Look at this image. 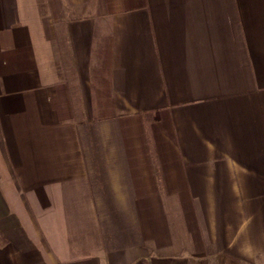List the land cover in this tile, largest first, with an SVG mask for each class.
Instances as JSON below:
<instances>
[{
    "label": "crops",
    "instance_id": "obj_1",
    "mask_svg": "<svg viewBox=\"0 0 264 264\" xmlns=\"http://www.w3.org/2000/svg\"><path fill=\"white\" fill-rule=\"evenodd\" d=\"M264 264V0H0V264Z\"/></svg>",
    "mask_w": 264,
    "mask_h": 264
},
{
    "label": "trees",
    "instance_id": "obj_2",
    "mask_svg": "<svg viewBox=\"0 0 264 264\" xmlns=\"http://www.w3.org/2000/svg\"><path fill=\"white\" fill-rule=\"evenodd\" d=\"M143 264H145V263H143ZM147 264V263H146Z\"/></svg>",
    "mask_w": 264,
    "mask_h": 264
}]
</instances>
